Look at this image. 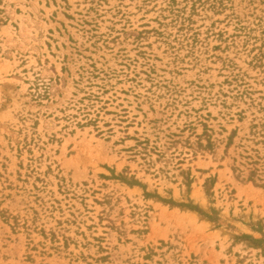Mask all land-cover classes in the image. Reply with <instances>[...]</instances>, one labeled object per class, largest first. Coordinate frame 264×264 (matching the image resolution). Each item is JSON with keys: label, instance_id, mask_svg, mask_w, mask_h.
Returning a JSON list of instances; mask_svg holds the SVG:
<instances>
[{"label": "rangeland", "instance_id": "obj_1", "mask_svg": "<svg viewBox=\"0 0 264 264\" xmlns=\"http://www.w3.org/2000/svg\"><path fill=\"white\" fill-rule=\"evenodd\" d=\"M0 264H264V0H0Z\"/></svg>", "mask_w": 264, "mask_h": 264}, {"label": "trees", "instance_id": "obj_2", "mask_svg": "<svg viewBox=\"0 0 264 264\" xmlns=\"http://www.w3.org/2000/svg\"><path fill=\"white\" fill-rule=\"evenodd\" d=\"M171 204H174V203L171 202ZM181 207L189 208V209H191L193 211H196V212L200 213L201 215L207 217L209 220L213 221V219L211 217H208V216L204 215V213L197 206H193V205H181Z\"/></svg>", "mask_w": 264, "mask_h": 264}]
</instances>
